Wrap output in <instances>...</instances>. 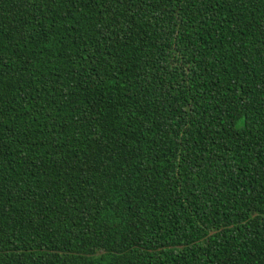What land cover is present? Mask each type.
Wrapping results in <instances>:
<instances>
[{"label":"trees","instance_id":"trees-1","mask_svg":"<svg viewBox=\"0 0 264 264\" xmlns=\"http://www.w3.org/2000/svg\"><path fill=\"white\" fill-rule=\"evenodd\" d=\"M0 264H264V0H0Z\"/></svg>","mask_w":264,"mask_h":264}]
</instances>
